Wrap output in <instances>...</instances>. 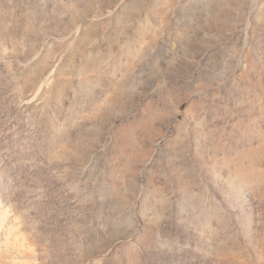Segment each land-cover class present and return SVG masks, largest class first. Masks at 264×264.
Wrapping results in <instances>:
<instances>
[{
	"label": "rangeland",
	"instance_id": "1",
	"mask_svg": "<svg viewBox=\"0 0 264 264\" xmlns=\"http://www.w3.org/2000/svg\"><path fill=\"white\" fill-rule=\"evenodd\" d=\"M0 264H264V0H0Z\"/></svg>",
	"mask_w": 264,
	"mask_h": 264
}]
</instances>
